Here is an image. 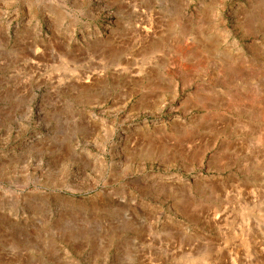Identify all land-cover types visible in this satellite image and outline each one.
<instances>
[{
  "label": "rangeland",
  "instance_id": "1",
  "mask_svg": "<svg viewBox=\"0 0 264 264\" xmlns=\"http://www.w3.org/2000/svg\"><path fill=\"white\" fill-rule=\"evenodd\" d=\"M0 264H264V0H0Z\"/></svg>",
  "mask_w": 264,
  "mask_h": 264
}]
</instances>
